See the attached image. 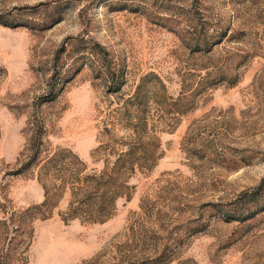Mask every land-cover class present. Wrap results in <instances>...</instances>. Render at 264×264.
<instances>
[{
	"label": "rangeland",
	"instance_id": "obj_1",
	"mask_svg": "<svg viewBox=\"0 0 264 264\" xmlns=\"http://www.w3.org/2000/svg\"><path fill=\"white\" fill-rule=\"evenodd\" d=\"M0 17V256L264 264V0H0ZM129 146L104 221L71 219L66 193L25 214L60 195L56 155L98 173Z\"/></svg>",
	"mask_w": 264,
	"mask_h": 264
},
{
	"label": "trees",
	"instance_id": "obj_2",
	"mask_svg": "<svg viewBox=\"0 0 264 264\" xmlns=\"http://www.w3.org/2000/svg\"><path fill=\"white\" fill-rule=\"evenodd\" d=\"M0 24L7 25L0 17ZM110 71V70H109ZM108 71V72H109ZM107 72V73H108ZM194 94L191 98L194 99ZM184 95L176 100H172L171 107L176 113H181L178 105L183 100ZM179 111V112H178ZM133 147V146H132ZM129 146L128 151L118 156L111 167L106 166L100 172H86L83 164L78 160H67L68 156L60 153L56 157H60V171L63 172L60 178V195L53 187L44 186V199L42 203L34 208L27 209V215L33 217L41 215V219L48 217L51 214L52 208L56 205V199H62L64 194H68L67 215L73 218H80L89 222H102L107 219L115 204V200L121 196L124 188V179L133 171L134 166H131L136 149ZM142 158L149 156V150L143 148L140 152ZM36 155L33 156V158ZM56 161L55 158L50 162ZM31 163L28 164L30 166ZM264 191V183H261L258 189V196ZM257 196V195H256ZM245 213L235 211L234 214H224L226 221H246L253 217L254 212L244 210ZM259 212H264V206ZM22 226L17 227V231L21 232ZM7 254L0 256V264H20L14 258L10 262Z\"/></svg>",
	"mask_w": 264,
	"mask_h": 264
}]
</instances>
